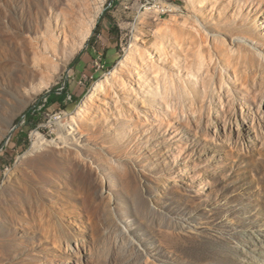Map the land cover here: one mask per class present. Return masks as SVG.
I'll use <instances>...</instances> for the list:
<instances>
[{
    "label": "rangeland",
    "instance_id": "rangeland-1",
    "mask_svg": "<svg viewBox=\"0 0 264 264\" xmlns=\"http://www.w3.org/2000/svg\"><path fill=\"white\" fill-rule=\"evenodd\" d=\"M114 1L0 0V264H264V0Z\"/></svg>",
    "mask_w": 264,
    "mask_h": 264
},
{
    "label": "crops",
    "instance_id": "crops-1",
    "mask_svg": "<svg viewBox=\"0 0 264 264\" xmlns=\"http://www.w3.org/2000/svg\"><path fill=\"white\" fill-rule=\"evenodd\" d=\"M116 6L122 4L121 0H115ZM113 16L105 14L99 23L97 39L94 40L93 46L82 55L78 63L74 66L68 77V82L60 90L51 91L45 97V107L48 110H58L63 107L80 102L89 89L88 84H82L84 76L92 74L94 59L101 56L106 64V68L112 67L119 58L120 37L115 31ZM91 48V49H90ZM68 96L72 100H68ZM2 178L0 170V181Z\"/></svg>",
    "mask_w": 264,
    "mask_h": 264
},
{
    "label": "bare ground",
    "instance_id": "bare-ground-1",
    "mask_svg": "<svg viewBox=\"0 0 264 264\" xmlns=\"http://www.w3.org/2000/svg\"><path fill=\"white\" fill-rule=\"evenodd\" d=\"M106 0H97V4H96V7H95V10L93 11V14H92V17L89 18L88 20V25L86 27V30H87V35L91 34L92 33V30H93V27L95 26L96 24V20L98 18V16L101 14L102 12V8H103V5H104V2ZM173 7V6H172ZM88 35V36H89ZM88 36H83V41H85L87 39ZM107 69L105 68L104 70V74L107 73ZM100 88V86H99ZM97 89H98V83H96L94 85V89H93V94H95L97 92ZM92 99V96L91 98L89 99V101ZM11 132V129L8 131V132H4V131H0V140L2 139V137H4L6 134L9 135ZM6 174V173H5ZM71 248H72V245H71ZM74 250H71V252H73Z\"/></svg>",
    "mask_w": 264,
    "mask_h": 264
},
{
    "label": "built area",
    "instance_id": "built-area-1",
    "mask_svg": "<svg viewBox=\"0 0 264 264\" xmlns=\"http://www.w3.org/2000/svg\"><path fill=\"white\" fill-rule=\"evenodd\" d=\"M140 2L142 1V6H146L147 4H151L150 1L148 0H139ZM145 3H144V2ZM106 68V64L105 62L103 61L102 57L101 56H98L96 58V60H94L93 62V68H92V74H90L89 76H84L81 80V83L82 84H86L88 81L91 80V78L94 77V75H100V74H104V70ZM68 100L71 101L72 100V97L71 96H68Z\"/></svg>",
    "mask_w": 264,
    "mask_h": 264
},
{
    "label": "trees",
    "instance_id": "trees-1",
    "mask_svg": "<svg viewBox=\"0 0 264 264\" xmlns=\"http://www.w3.org/2000/svg\"><path fill=\"white\" fill-rule=\"evenodd\" d=\"M28 120L30 121H34L35 120V114H34V111L33 109H31L29 112H28Z\"/></svg>",
    "mask_w": 264,
    "mask_h": 264
}]
</instances>
